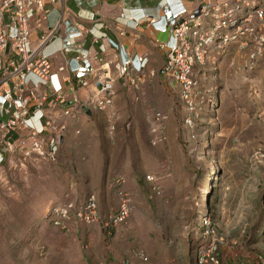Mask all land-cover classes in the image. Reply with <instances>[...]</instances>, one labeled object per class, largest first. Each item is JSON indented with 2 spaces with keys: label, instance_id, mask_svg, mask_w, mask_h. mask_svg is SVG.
Listing matches in <instances>:
<instances>
[{
  "label": "rangeland",
  "instance_id": "374dc122",
  "mask_svg": "<svg viewBox=\"0 0 264 264\" xmlns=\"http://www.w3.org/2000/svg\"><path fill=\"white\" fill-rule=\"evenodd\" d=\"M253 51L232 47L197 71L189 100L163 77L138 89L116 82L111 108L77 121L82 133L60 161L5 169L0 264H198L201 250L216 240L220 264L234 251L264 264V235L253 240L264 226V56L249 66ZM92 90L78 89L79 100ZM158 114L165 118L161 134ZM117 176L125 179L133 211L111 236L99 225L73 221L60 229L45 218L52 205L90 194L105 216L115 212L119 198L110 185ZM206 182L211 236L201 228L208 218L199 207Z\"/></svg>",
  "mask_w": 264,
  "mask_h": 264
},
{
  "label": "built area",
  "instance_id": "2783aa9c",
  "mask_svg": "<svg viewBox=\"0 0 264 264\" xmlns=\"http://www.w3.org/2000/svg\"><path fill=\"white\" fill-rule=\"evenodd\" d=\"M57 1L49 0L52 4ZM192 1L195 6L187 8L183 0H160V19L143 15L142 21H147L156 32L169 35V40L160 44L165 62L155 71L147 69L146 59H123L117 69L126 80L124 85L138 89L149 78L163 77L189 100L196 91V72L218 63L232 47L255 48L247 56L249 66L264 56V0ZM47 2L0 0V176L13 161L57 162L71 123L88 117L91 111H107L113 104L111 80L99 74L89 53L79 45L86 32L81 24L72 25L61 16L37 46L32 44L31 22L38 17L46 20ZM62 30H66V36L61 40V48L48 52ZM58 53H73L75 57L55 71L52 59ZM90 86L95 88L98 98L80 101L76 87ZM164 120L162 114L156 116L155 132L162 133ZM146 180L153 179L148 176ZM124 186V177L111 181L119 204L107 216L101 214L98 199L90 194L81 202L52 205L45 218L60 229H66L73 221L99 225L108 231L117 229L133 211L132 199ZM209 224L207 221L205 227ZM137 256L146 260L142 253ZM219 257L216 240L205 253L201 252L198 263L220 264Z\"/></svg>",
  "mask_w": 264,
  "mask_h": 264
},
{
  "label": "crops",
  "instance_id": "0c3cea01",
  "mask_svg": "<svg viewBox=\"0 0 264 264\" xmlns=\"http://www.w3.org/2000/svg\"><path fill=\"white\" fill-rule=\"evenodd\" d=\"M159 2L160 0H58L52 4L48 0L45 7L46 20L38 17L31 22L30 39L32 44L37 46L43 34L52 28L61 16H64L72 25L81 24L86 32L79 40V45L81 43L82 49L89 53L92 65L100 75L109 78L113 86L116 82L124 86L126 80L120 77L117 69L123 59L136 57L146 59L147 69L155 71L159 70L165 62V53L160 48V44L166 43L169 35L156 32L147 21H142L144 14L154 19L161 18L162 12L157 9ZM183 2L187 8L195 6L192 0H183ZM37 20L40 21L39 25ZM133 20L138 24L136 25ZM65 36L66 30L60 31L59 40L54 41L47 51L59 50L62 45L61 40ZM74 57L73 53H58L52 59L55 71ZM261 65L264 66V59L261 60ZM78 89L79 87H76L75 93L79 96ZM114 94L112 100H114ZM97 98V93L92 90L85 100L95 101ZM77 124V121L71 123L58 161L63 156V148L70 144L74 136L82 133V128H77ZM31 161L39 162L35 159L24 160L25 163ZM15 163L17 162H11L9 167ZM249 258L252 257L243 252L234 251L232 256L227 258V262L228 264L256 263V258L252 260Z\"/></svg>",
  "mask_w": 264,
  "mask_h": 264
},
{
  "label": "trees",
  "instance_id": "16d2710c",
  "mask_svg": "<svg viewBox=\"0 0 264 264\" xmlns=\"http://www.w3.org/2000/svg\"><path fill=\"white\" fill-rule=\"evenodd\" d=\"M207 148L209 149V146H207ZM54 163H57V162H54ZM112 190H114V189H112ZM211 195H212V187H211V183H209L208 184V193H207V195L205 197V208L203 209V212L205 213V218H208V220L206 219V221H208L210 224H209L208 227L201 226L202 230L206 232L207 236H211L213 234V232H214V229H215V225L213 223V220L211 219L212 218V216H211L212 209H211V205H210ZM198 202H199V197H198ZM100 205L101 204L99 203L100 212H101L102 215H104V212L102 211V208H101ZM116 230L117 229H112V230L110 229L109 231L105 230V232L107 233L108 236H111ZM263 235H264V226H262L261 229H258V233L255 234L253 240L260 241V240H262ZM207 246L204 247L205 248L204 250H201L202 253L206 250ZM262 256L263 255H259L258 257H262ZM197 261H199V257H198Z\"/></svg>",
  "mask_w": 264,
  "mask_h": 264
},
{
  "label": "bare ground",
  "instance_id": "6f19581e",
  "mask_svg": "<svg viewBox=\"0 0 264 264\" xmlns=\"http://www.w3.org/2000/svg\"><path fill=\"white\" fill-rule=\"evenodd\" d=\"M208 183L206 182L204 188H203V192L201 193V198H200V202H199V207L200 208H203L205 207V195L208 193V186L206 187Z\"/></svg>",
  "mask_w": 264,
  "mask_h": 264
}]
</instances>
